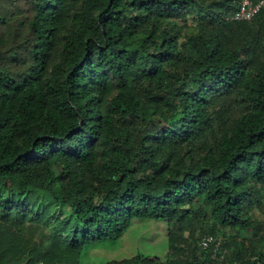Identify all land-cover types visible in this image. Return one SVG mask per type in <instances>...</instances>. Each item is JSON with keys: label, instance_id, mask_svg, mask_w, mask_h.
<instances>
[{"label": "trees", "instance_id": "obj_1", "mask_svg": "<svg viewBox=\"0 0 264 264\" xmlns=\"http://www.w3.org/2000/svg\"><path fill=\"white\" fill-rule=\"evenodd\" d=\"M240 1L0 0V264H80L135 218L172 256L107 264H264V9Z\"/></svg>", "mask_w": 264, "mask_h": 264}, {"label": "rangeland", "instance_id": "obj_2", "mask_svg": "<svg viewBox=\"0 0 264 264\" xmlns=\"http://www.w3.org/2000/svg\"><path fill=\"white\" fill-rule=\"evenodd\" d=\"M261 201L260 207L257 206L253 212L255 219L263 223L264 231V191ZM187 233L185 232L186 235ZM257 240H262V238ZM262 241L264 242V239ZM215 249V253L218 255L221 252L218 240H216ZM138 254H155L165 260L172 256V252L169 251V224L167 220L133 219L130 228L119 240L86 248L83 251L80 264H107Z\"/></svg>", "mask_w": 264, "mask_h": 264}, {"label": "built area", "instance_id": "obj_3", "mask_svg": "<svg viewBox=\"0 0 264 264\" xmlns=\"http://www.w3.org/2000/svg\"><path fill=\"white\" fill-rule=\"evenodd\" d=\"M263 9L264 0H241L238 8L231 12L229 17L235 21H247L253 19ZM213 243L214 238L211 235H204L201 240V245L203 248H208Z\"/></svg>", "mask_w": 264, "mask_h": 264}]
</instances>
